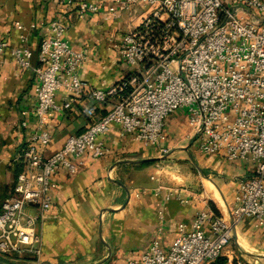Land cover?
Here are the masks:
<instances>
[{"label":"built area","instance_id":"obj_1","mask_svg":"<svg viewBox=\"0 0 264 264\" xmlns=\"http://www.w3.org/2000/svg\"><path fill=\"white\" fill-rule=\"evenodd\" d=\"M59 1L67 7L76 2ZM99 4L140 8L114 45L129 70L105 89L80 78L85 51L69 43L60 20L50 21L36 65L26 45L9 47L0 40V52L8 51L17 66L32 69L36 77L34 126L17 156L23 169L17 173L13 194L1 205L0 255H18L9 257L8 264L24 261L25 255L44 264L36 223L51 208L54 174L64 170L75 175L87 152L105 155L108 148L101 136L112 124L119 126L120 136L168 154L166 119L183 111L185 137L199 153L243 163L249 174L236 178L231 223L209 208L198 210L189 226H178L166 250L154 240L129 264H211L220 257L226 264H255L246 263L228 246L232 224L245 218L264 233V0H77V13H95ZM15 27L25 42L23 25L17 21ZM60 91L64 95L58 97ZM76 103L82 104L90 123L44 156L41 149L51 141L46 130L50 113ZM99 106L106 111L96 118ZM160 188L165 201H190L185 186Z\"/></svg>","mask_w":264,"mask_h":264},{"label":"crops","instance_id":"obj_2","mask_svg":"<svg viewBox=\"0 0 264 264\" xmlns=\"http://www.w3.org/2000/svg\"><path fill=\"white\" fill-rule=\"evenodd\" d=\"M76 2L67 7L59 0H0V40L9 47L26 45L32 51L31 63L36 65L39 43L46 36L50 21L60 20L69 43L85 51L80 78L95 88L105 89L124 78L129 70L114 45L130 29L140 8L124 10L112 4H99L95 13L80 17ZM17 21L27 34L25 42L19 39ZM35 79L32 69L17 66L8 51L0 52V211L3 200L13 194L17 173L23 169L17 156L34 126L31 112L35 106ZM57 94L61 97L64 92ZM84 110L81 103H76L71 109L50 113L46 130L51 141L41 149L44 156L51 155L65 138L88 126L91 119ZM97 111L96 118L106 109L99 106ZM184 128L187 129V123L183 111L166 119L165 145L170 153L161 155L157 148L120 136L119 126L112 124L101 136L108 148L105 155L94 157L87 152L75 175L68 176L64 170L55 173L57 186L52 191L51 208L44 220L36 223L42 254L49 244L69 237L80 247L72 258L77 259L75 264H129L154 240L166 250L178 226H189L198 210L209 208L231 223L229 212L236 178L249 172L246 167L240 170L241 163L229 167L227 172L216 164L215 158L203 157L199 152V162H195L188 150L194 142L186 138L179 144L182 134L187 132ZM178 159H191L194 166L187 169L177 165ZM161 185L187 187L191 192L189 203L175 198L165 201ZM252 230L255 234L263 233L253 229L248 218L232 224L234 247L260 259L264 256V244L256 237L247 238L248 247L260 250L253 253L242 247ZM58 235H62L61 240ZM50 264L59 263L51 260Z\"/></svg>","mask_w":264,"mask_h":264},{"label":"rangeland","instance_id":"obj_3","mask_svg":"<svg viewBox=\"0 0 264 264\" xmlns=\"http://www.w3.org/2000/svg\"><path fill=\"white\" fill-rule=\"evenodd\" d=\"M185 130H187L188 132V127L187 129L184 128ZM186 132V133H187ZM185 133V134H186ZM185 134H182L181 136V139H183L179 144H181L185 139ZM179 138V137H178ZM188 150L189 152H191L192 154V157L194 159L195 162H199V158H200V155L198 154V151L197 149L195 148V144H193L191 142V144H189L188 146ZM172 148V147H171ZM198 157H197V156ZM203 157H208L209 159H214V161L216 162V164H220L219 167L224 169L225 171L229 172L230 168L229 167H234L236 165V163L238 162H229V161H226L224 158L222 157H219V156H206L204 155ZM213 157V158H212ZM176 161V164L177 165H181L187 169H190L193 165V162L192 160L190 159H178V160H175ZM203 165V164H202ZM242 166H237L240 168V170L242 169V171H244L246 165L241 163ZM238 168V169H239ZM219 170V169H217ZM251 235L247 236L246 237V240L248 238V240H252L251 237H256L258 240H260V243L264 244V233H261V234H255V232L252 230V233L250 232ZM251 236V237H250ZM57 238H59L61 240L62 238V235H58ZM68 239H64V240H61V242H56V243H51L49 244V248H47V251L46 253H43L41 258H42V261H44L45 263L44 264H50L51 263V260H55L56 262H58L59 264H63L65 262H68L69 264H75V262L77 261V259H72L74 256H77V249L80 248L78 246H75V244L70 240L69 237H67ZM248 240L246 242H242V247L245 248L247 251H251L253 253L257 252L259 249H256V248H249L248 247V244H250V241L248 242ZM244 245V246H243ZM256 247V246H254ZM228 249H236L234 247V242H233V239L231 238V243L229 244L228 246ZM255 249V250H253ZM264 249V248H263ZM50 250V251H49ZM236 254L239 258H241L243 261H245L246 263H252L254 262L255 264H262L264 262V256L262 257H259L260 259H254L250 256V254L248 253H242L240 251H236ZM258 255H262V254H258ZM9 257H12V258H17L18 255L16 254H12V255H9V256H4V255H0V264H8V262L10 261ZM25 258L24 261H11V262H14L15 264H35L34 263V260H35V257L32 256V255H25V256H22ZM255 260V261H254Z\"/></svg>","mask_w":264,"mask_h":264},{"label":"trees","instance_id":"obj_4","mask_svg":"<svg viewBox=\"0 0 264 264\" xmlns=\"http://www.w3.org/2000/svg\"><path fill=\"white\" fill-rule=\"evenodd\" d=\"M211 264H226L225 263V258L224 257H220L217 260H215L213 263Z\"/></svg>","mask_w":264,"mask_h":264}]
</instances>
